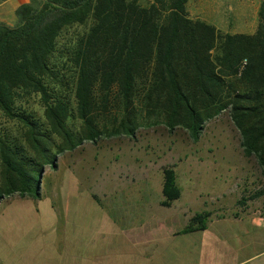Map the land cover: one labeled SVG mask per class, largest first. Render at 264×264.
Listing matches in <instances>:
<instances>
[{
  "label": "trees",
  "instance_id": "obj_1",
  "mask_svg": "<svg viewBox=\"0 0 264 264\" xmlns=\"http://www.w3.org/2000/svg\"><path fill=\"white\" fill-rule=\"evenodd\" d=\"M187 2L29 0L14 27L0 23V118L21 128H0V202L38 200L55 153L158 124L196 142L227 110L264 177V0L253 35L190 19ZM162 173L169 208L181 192L174 169ZM261 197L264 186L239 203ZM210 216L193 215L182 233L204 231Z\"/></svg>",
  "mask_w": 264,
  "mask_h": 264
},
{
  "label": "rangeland",
  "instance_id": "obj_2",
  "mask_svg": "<svg viewBox=\"0 0 264 264\" xmlns=\"http://www.w3.org/2000/svg\"><path fill=\"white\" fill-rule=\"evenodd\" d=\"M139 1L148 5L152 0ZM253 4L255 0H190L189 9L193 19L231 31L248 23L247 12L236 7ZM217 10L227 15L219 20L212 13ZM70 127L77 131L80 122L73 119ZM0 128L21 132L2 118ZM240 143L227 110L205 124L196 142L183 129L169 132L158 124L139 128L134 137H101L55 153L57 167L44 168L38 200L14 195L0 202V264H61L63 233L90 237L97 227H102L103 244L120 243L121 248L131 247L124 232L152 230L144 245L152 250L151 264H264V242H252L255 228L245 217H264V197L239 203L264 186V177ZM164 168L174 169L181 192L169 208L160 206ZM202 212L211 214L207 230L183 234L189 219ZM245 228L251 230L250 240L240 245L233 235ZM244 231L242 239L249 237ZM229 248L244 251L230 255L225 252ZM116 257L122 264L135 254L125 251Z\"/></svg>",
  "mask_w": 264,
  "mask_h": 264
},
{
  "label": "crops",
  "instance_id": "obj_3",
  "mask_svg": "<svg viewBox=\"0 0 264 264\" xmlns=\"http://www.w3.org/2000/svg\"><path fill=\"white\" fill-rule=\"evenodd\" d=\"M28 2L29 0L1 1L0 3V23L6 26H12L14 21L15 20L17 21V17H16L17 9L21 5L27 4ZM189 2L190 0H188L186 4V9H187L189 18L193 19V15L190 13V9H189ZM260 2L261 0H255V4L253 5H243V6L236 7V10L247 12V20H246L248 21L247 25H243L241 28L239 27L234 28L231 31L229 30V27L222 28V27H218V25H213V24L212 26H214L217 30H219L220 32L224 34L253 35L257 29V24H258L257 14H258ZM227 9L229 12H231L233 7L228 6ZM212 13L216 14L219 20L222 19L225 15H227V14L222 13L220 10H217V12L212 11ZM7 17L11 18L12 21H8L9 19ZM193 20H198V19H193ZM245 217H247L248 223H250L251 228H255L254 229L255 238L252 240V242L258 239L259 240L261 239V242H264V217L256 218V217H252L249 215ZM221 218L224 219L225 217H221ZM243 218H234V219L237 220V222H240V220ZM69 219L70 218H65L64 222L69 223L70 222ZM130 220L131 219L129 218L128 223H131ZM205 230H207V228ZM241 231L246 232V235L249 237L242 239V237L245 235L241 234ZM250 235H251V230L249 229L247 230L245 228V229L240 230V234L236 232V235H233V236L240 245H244V241L250 240ZM103 236L104 234L102 232V227L100 228L97 227V229L93 231V234H91L90 237H88L86 234H77V233L68 232V231L64 232L61 238V242L64 245V251L62 253V258H63V255H64V258L61 264H120L116 256H118L120 252L124 253L125 251L128 252L129 254H133V255L135 254V258L132 260L126 261L122 264H151L150 257H151L152 250L150 247L145 248L144 245L150 242V238H152V230L144 228L143 230H133V231L129 230L127 232H124V238L126 239V243L130 244L131 246L130 248H121L120 243L119 244L117 243L118 245H112L113 242H106L105 244H103L102 242ZM173 236H174V233L171 234V237ZM223 238H226V236L224 235ZM87 242L91 243V245H87ZM243 249L244 248H237V249L229 248L228 250L226 249L224 250H226L225 252L227 254L231 255L234 253L242 252L244 251ZM227 254H225V256ZM89 255H92L93 257L90 258L88 257Z\"/></svg>",
  "mask_w": 264,
  "mask_h": 264
}]
</instances>
